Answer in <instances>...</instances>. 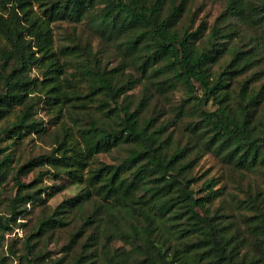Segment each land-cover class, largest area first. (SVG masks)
Here are the masks:
<instances>
[{
	"label": "trees",
	"instance_id": "obj_1",
	"mask_svg": "<svg viewBox=\"0 0 264 264\" xmlns=\"http://www.w3.org/2000/svg\"><path fill=\"white\" fill-rule=\"evenodd\" d=\"M219 1L212 23L194 26L192 0H0V139L42 131L34 106L43 99L60 121L53 145L18 168L49 164L84 183L51 209L44 200L17 264H264L262 191L224 196L211 208L224 193L217 180L204 181L200 194L193 186L192 167L207 153L234 170L264 169V83L250 85L264 42V0ZM68 18L87 20L119 62L104 66L89 43L56 46L53 22ZM239 26L253 38L241 41ZM235 36L241 43L227 42ZM135 84L140 96L131 107L125 91ZM179 86L174 115L190 118L184 138L173 140L158 117ZM5 148L0 186L11 173L16 190L0 212V245L25 204L42 200L24 191L29 184ZM101 152L118 155L96 162ZM62 230V253L53 256L44 246ZM116 239L130 247L119 249Z\"/></svg>",
	"mask_w": 264,
	"mask_h": 264
},
{
	"label": "rangeland",
	"instance_id": "obj_2",
	"mask_svg": "<svg viewBox=\"0 0 264 264\" xmlns=\"http://www.w3.org/2000/svg\"><path fill=\"white\" fill-rule=\"evenodd\" d=\"M221 2L219 0H192V11L195 12L194 26H197L201 20L207 21L211 24L215 18L221 12ZM230 22L232 20L230 19ZM233 23V22H232ZM238 34L243 38L242 40L238 36L228 39V43L241 41H249L253 38V33L244 26L237 27ZM53 33L54 43L58 45H70L75 44H90L92 51L97 57L101 59L104 66L112 67L119 62L117 51L110 46L109 42L100 39L97 35H94L88 26L87 20L77 21L71 18L57 20L53 22ZM238 42V43H241ZM253 43H249L248 46H252ZM259 56L256 60V76L258 78L251 82L256 89L264 83V75L261 76L259 73H264V42L261 41V46L258 47ZM223 59V58H222ZM261 59V61H259ZM223 61V60H222ZM217 68V65L215 66ZM71 70V69H70ZM126 70L125 73H127ZM252 70L239 75L236 81L233 82L232 88L237 91L239 82L241 79L248 77ZM39 72L37 68H33L31 75H37ZM259 74V75H258ZM122 77V76H121ZM140 84H135L133 88L126 89V93L131 95L130 106H134L137 99L140 96ZM36 92H30L31 95H35ZM169 101L166 104L168 111L158 117L160 122L166 123V132H170L173 140H178L180 137L184 138V127L190 118L188 115L178 118L174 115L176 108L182 100L183 89L182 87H176L168 93ZM128 99H130L128 97ZM153 103H151V106ZM153 107V106H152ZM188 106L185 107L184 113H187ZM35 117L42 121V131H35L28 134L23 140H13V138L3 134L0 139V146H6L4 152L11 151L13 155L12 165L16 167L14 169L18 172L21 181L28 183L29 185L24 189L28 193H39L42 200L37 202H27L25 204V210L21 212L15 223L12 225V229L5 234V241L0 245V261L4 264H17L19 261V254L23 249V241L30 233V230L36 221V218L41 214L45 208L44 200L48 207L47 209L53 208L63 198L76 194L84 185L72 181L68 178L65 173L55 174L52 170V166L45 164L43 166L36 165L27 169H19L18 167L30 157L36 156L40 153H45L50 150L53 145V134L58 129L60 121L56 118V113L52 110H48L47 104L43 99H36L35 106ZM144 112V115L148 113ZM258 113L264 114V100L258 107ZM65 119L73 125V121L70 119V114L65 110ZM71 120V121H70ZM114 152H101L96 154L95 161H112ZM13 167V168H14ZM19 169V170H18ZM48 169V171L46 170ZM192 174L196 180L193 183L197 193H202L200 189L202 183L212 177L217 180L215 187H222L223 194L221 193L213 203L211 208L215 207L219 202L220 198L226 196L227 198L235 197L236 199H242L245 192H253L256 190L262 191L264 197V169L255 170H234L227 165L223 164L217 157L211 153L204 154L196 159L195 165L192 167ZM55 189L53 194L46 198V193ZM16 186L14 179L10 173L6 180L0 186V212L7 213L10 209L11 199L15 194ZM246 209L240 207L237 208V216L241 218L242 213H245ZM233 229L229 230L232 233ZM58 239L49 241L44 247L51 251L53 256H58L62 253L61 245L64 243V232L59 231L56 234ZM113 245L119 249H127L130 246L124 244L122 241L116 239L113 241Z\"/></svg>",
	"mask_w": 264,
	"mask_h": 264
}]
</instances>
